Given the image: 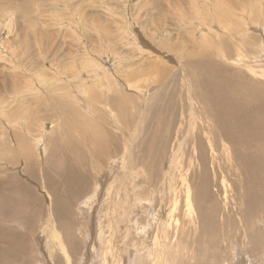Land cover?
<instances>
[{
  "label": "bare ground",
  "instance_id": "obj_1",
  "mask_svg": "<svg viewBox=\"0 0 264 264\" xmlns=\"http://www.w3.org/2000/svg\"><path fill=\"white\" fill-rule=\"evenodd\" d=\"M187 1L192 6L188 19L196 18L200 23L210 21L212 24L214 23L211 21L216 20L211 16L217 17L218 22L227 19L223 28L230 27L234 32L236 27L244 24L242 20L239 19V22L231 17L232 7L236 6H231L230 2L224 5L222 4L224 0ZM239 2L257 12H264V0H239ZM214 5H218L219 9ZM258 24H255L257 28L253 27L260 30L259 34L264 35V31L258 28L261 24ZM250 25L246 31L251 28ZM208 28H206L207 33L213 37L215 31L211 26ZM203 33L201 39L205 40L207 35L206 32ZM262 48L264 49V46ZM222 49L224 50L210 49L211 54L204 51L190 53L189 58H191L185 60L187 64L186 62L178 64L180 65L178 71H181L180 75L183 78L181 82L184 84L180 85V89L186 90L184 96L188 97L185 99L189 102L188 134L186 136L183 129L173 131V138L177 135L179 141L174 147L171 146L160 153V157L153 162L148 160L151 157V147L143 149V156H140V144L137 145L138 151L133 142H129L124 147V141L128 138L125 136L131 133L135 117L133 111L128 110L124 99L117 101V113L107 108V104L114 97L109 92L106 94V101L98 99L93 92L92 97L89 95L87 100L83 99L84 104L80 97H77L78 100L71 99L73 101L69 102L74 103L72 105L66 100L52 101L44 98L45 95L49 96L50 93L58 91L62 92L63 97L69 96V91L75 84H67L71 77L65 70L57 72L58 70L55 69L56 76L50 75V78L36 74L43 80L41 91L26 83L21 86V96H24L26 91L35 89L28 92L33 96L35 104L25 105L20 99L18 114L25 118H19L16 124L21 125L19 129L23 134L18 135L16 132L15 138L10 141L11 145H16L24 156L25 177H20L18 171L5 173L0 186V215L27 222L35 215L30 210L34 208L33 204L40 190L50 198V218L53 223L49 228L61 237L58 236L60 239L57 243L51 241L46 244L47 230H40L36 234L34 244L42 264H248L250 256L254 257L252 264L258 262L264 264V225L262 222L258 224V221L264 219V214L255 210L264 205V80L256 78L264 77V71L257 70L253 66L252 60H249L252 59L250 54L242 51L245 48L238 49L237 59L231 58L229 47ZM218 57L225 62L227 60L231 64L247 68L253 76L246 75L238 70L239 68L229 67ZM49 67L56 68V62ZM228 68L233 74L230 75ZM71 70L74 75L76 69ZM216 70L218 73H228L230 80L226 79L229 77L215 79V76H212L211 82L204 83V72H207V76H211L210 73L214 75ZM165 74L168 77L163 76V78L169 79L168 71ZM165 80L159 85L155 82L156 84L152 86L151 97L145 100L149 106L155 104L160 90L168 88L164 86ZM10 83L13 85L12 88L9 86L4 90L9 93L18 85L13 74ZM162 86L163 89L159 90ZM99 89L104 90L102 87ZM140 92L143 94L144 90L140 88ZM10 94L12 95L13 92ZM93 98L102 105L101 110L107 117L105 119L101 117L103 121L100 115H97L98 110L92 106L91 101L95 100ZM45 103L64 110L62 126L69 127V130H55L54 121L51 126L48 124L52 122H42L49 119V113L47 116L40 115L39 106H46ZM161 111L163 112L158 110L154 118L152 117L155 121L153 125L157 129L155 132H158L165 122ZM199 112H202L206 119L203 124L196 118ZM146 113L149 115L148 109ZM96 121L107 127L106 136H103L106 133L104 130V133L95 130V125H99ZM35 127H38L37 134L32 135V128ZM138 127L140 129V126ZM172 139L165 140L164 137L163 146L169 145ZM29 146H32V149ZM221 150L226 156L224 160ZM165 154L166 158H164ZM33 160L35 162L31 164ZM126 160L127 162H124ZM143 160L147 163L152 162L151 167L155 172L152 177L146 179L142 193L136 194L138 198L136 201L140 204L139 218L132 226L122 230L120 218L123 216L124 208L119 209L118 205L111 201L108 203V214H112L113 219L106 222H112L111 226L114 230L107 232L100 227L96 235L98 224L92 218L99 215L95 210L91 211L88 196L94 189L99 190L96 197L102 194L101 188L104 189L112 179L111 171L109 172L107 168L112 166V169L113 164L115 166L122 164L123 168L127 166L133 168L138 165L144 167L141 163ZM3 161L9 166L16 164L17 159L10 158ZM225 162L233 163L234 175L239 174L240 178L242 176L245 179L243 180L245 191L241 189L245 197L240 201L233 188L236 182L231 183L223 175L226 171L223 167ZM107 163L108 167L105 169ZM28 168H32L33 171ZM36 170L39 173L36 174L38 172ZM126 170L130 171L129 168ZM38 181L39 184L36 183ZM96 183L97 187H95ZM108 188L110 187H106ZM231 189L236 195L229 194ZM259 196L262 197L261 201L257 200ZM42 197L44 204V196ZM76 202L80 204V207H77L81 210L74 215L73 206ZM24 205L28 207L30 213L25 214ZM129 215L133 217L137 214L133 210ZM17 219L1 218L0 264H15V260L16 262L19 260L21 264L31 262L23 240L25 233L10 227L19 222ZM54 253L63 257L65 255L67 263L64 258L58 261ZM72 255H77L73 262Z\"/></svg>",
  "mask_w": 264,
  "mask_h": 264
},
{
  "label": "rangeland",
  "instance_id": "obj_2",
  "mask_svg": "<svg viewBox=\"0 0 264 264\" xmlns=\"http://www.w3.org/2000/svg\"><path fill=\"white\" fill-rule=\"evenodd\" d=\"M200 1L202 2V0ZM212 1L215 2V0ZM226 2H230L231 6H236L235 8L232 7L233 15L231 17L238 21L240 19L244 23L240 27H236L235 32L230 27L223 28V26H226L227 19L218 22L217 17L211 16L216 20L211 21L214 24L210 23V21L200 23L196 18L188 19L192 6L189 5L187 0H0V186L5 178V173L18 171L20 177H25L24 156L16 145H11L10 141L15 138L16 132L18 135L23 134L19 129L21 125L16 124L19 118H25L18 114L19 109L17 107L20 104V99L25 105L29 104V106H32V103H35L33 102V96L28 94V92L35 89L26 91L24 96H21V86L26 83L41 91L43 80L39 79L36 74H42L45 78H50V75L56 76L55 69L58 70L57 72L65 70L68 76L71 77L67 84H75V86L69 91L70 97L68 95L63 97L61 96L62 92L58 91L50 93L49 96L45 95L44 98L52 101L66 100L69 105H72L74 103L69 101L80 97L82 99L81 102L84 104L83 99L87 100L89 95L92 97L93 92L98 99L100 98V100L104 101H106V94L109 92L114 95L112 101L107 104L109 111L118 113L116 103L118 100L124 99L128 110L133 111L136 117L133 118L134 127L132 125L131 133L126 132L127 135L125 136V138L130 137L132 139L127 138L128 140L124 141V147L129 142H133L138 151L137 145L140 144V156L144 155L143 149L151 147V157L148 160L152 162L157 157H160V153L165 152L167 148L174 147L179 141V137L176 135L173 138V131L177 132L183 129L187 136L188 125L190 124L188 119L190 112L187 107L189 102L185 99H188V97L184 96L186 90L180 89V85L184 84L181 82L183 79L180 75L181 71H178L180 70V65L178 66V64H185V62L187 64V58H189L190 53L204 51V53L211 54L213 49L224 50L222 48L229 47L231 58L237 59L238 49L243 47L245 50L242 51L250 54L252 59L249 60H252L253 66L257 70L264 71V49L262 48L264 46V35L259 34L260 30L255 29L257 28L255 24L260 23L261 26L258 28L264 31V12H257L246 4H241L239 0H224L222 4L225 5ZM196 8L198 7L196 6ZM215 8H218V5ZM249 25L251 28L246 31ZM208 26H211L212 30L215 31L212 34L213 37L207 33L206 28ZM203 32H206L205 35H207L205 40L201 39V33L204 34ZM250 35L253 37H250ZM211 39L218 41L211 42ZM208 49L210 52H207ZM220 58L218 57V59ZM220 61L225 62L223 59H220ZM55 62L56 68L53 67L51 69L49 66H53ZM225 63L231 68H239L238 70L243 71L248 76L250 74L253 76V73L243 66L239 67L231 64L227 60ZM71 69H76L74 75ZM227 70L230 75L233 74L230 72V68ZM166 71H168L171 78L167 79L168 81L163 78V76L168 77L165 74ZM204 73V83L211 82L210 77L212 76H215V79L229 77L226 79H228L227 81L230 80V76L225 72L218 73L216 70L214 75L210 73L211 76H207V72ZM12 74L18 85L11 95L10 93L12 92L9 93L4 90L9 86L12 88L13 85L10 83L12 82ZM256 78L264 80V77L261 76ZM164 80L165 85H162L168 86V88L159 87V90H163H160L161 92H159L154 102L155 104L149 106L145 100L150 99L152 86L156 83H158L156 85H159ZM99 87L104 88V90H100ZM140 88L144 90L143 94H141ZM17 91L19 93H15ZM71 95L74 96L72 97ZM93 99L95 100L91 101L93 103L92 106L98 110L97 115H100L99 117L103 121L102 118L105 119L107 117L104 111L101 110L102 105L96 98ZM45 105L39 106L41 108L40 115L47 116L49 113V119L42 122H52L48 124L51 126L54 121L55 130H69V127L62 126L65 117L64 110L56 109L50 103H45ZM147 109L149 115L146 113ZM158 110H163L161 112L165 122L160 130L155 132L157 129L153 125V122H155L153 118ZM51 111L52 113H50ZM196 118L202 124L206 121L202 112H199ZM96 123H99V125H95V130L102 133L105 131L106 133L103 136H106L107 127L103 123L101 125L100 121H96ZM144 123L147 124L144 125ZM107 126L112 128L109 125ZM138 126H140V129H138ZM37 129L38 127L32 128V135L37 134ZM190 133L192 134L191 131ZM138 135H140L139 138ZM164 137L165 140L173 138L167 146H163L165 140L162 141V139ZM137 139L140 141L138 142ZM29 147L32 149V146ZM187 154L190 155L189 152ZM164 156V158L167 157L166 154ZM221 156L223 160L226 157L223 150H221ZM10 158H16L17 162L6 166L3 159L8 160ZM134 158L135 163H137L136 157ZM127 160L124 162H127ZM140 161L138 162L139 164ZM33 162L35 161L33 160L31 164ZM39 162L37 161V163ZM152 162L147 163L143 160L141 163L144 164V167L138 165V167L133 168L130 166L123 168L122 164L118 166L113 164L112 169V166L107 168V163L105 169L107 168L109 172L111 171V181L108 185H105L104 189L101 188L102 194L99 197H96L99 190L94 189L87 198L90 199L88 202L90 203L91 211L95 210L99 215L92 218L98 224L96 235L100 227L107 232L114 230L113 226H111L112 222H106L109 219H113L112 214H108V203L111 201H114L119 209L124 208L123 216L120 218L122 230L132 226L139 218L140 204L136 201L138 199L136 194L142 193L145 189L143 187L146 179L154 175L155 169L152 170ZM31 164L29 167H31ZM223 167L226 169L223 174L225 178L229 179L231 183L236 182L233 188L238 194V200L240 201L241 198L245 197L243 194L246 188L244 186L245 181H243L245 179L242 176L240 178L239 174L234 175V172H232L233 163L225 162ZM128 168L130 171L126 170ZM28 170L33 171L32 168H28ZM219 172L221 173V171ZM125 173L127 174L125 175ZM31 183L35 185L34 182ZM36 183L39 184V181ZM108 186L110 188L106 189ZM95 187H97V183ZM232 189L229 194L234 193L236 195L234 191L232 192ZM37 196L38 198L35 199L33 204L34 208L30 210L31 213L35 214L32 220L23 222L14 217L0 215V222L1 218L19 220V222L10 227L25 233L23 240L31 260L30 264H42L39 260L41 258L37 255L38 249L34 244V237L40 230H47L45 232L46 244L51 241L57 243L61 237L49 228L53 223L50 218V198L46 197L41 190ZM42 196H44V204ZM87 199L85 200L86 203ZM257 200L261 201L262 197L259 196ZM80 203L85 206L82 204L83 202ZM77 206L80 207V204L76 202L73 206L74 215H77L78 211L81 210ZM27 209L28 207L24 205L25 214L30 213ZM133 210L137 215L130 217L129 214ZM255 210L264 214V205ZM261 222L264 225V219L258 221V224H261ZM5 225L7 226V224ZM87 229L90 231V228L87 227ZM60 255L54 253L58 261L61 258L65 260V255L64 257ZM77 255L71 256V259L73 258L72 262L76 260ZM235 258H240V256H235ZM263 258H260L261 262ZM253 259L254 257L250 256L248 264H252ZM18 263L21 264L19 260L18 262L15 260V264Z\"/></svg>",
  "mask_w": 264,
  "mask_h": 264
}]
</instances>
